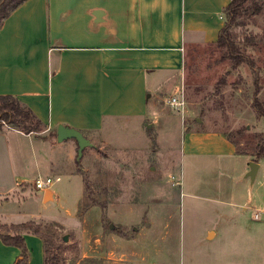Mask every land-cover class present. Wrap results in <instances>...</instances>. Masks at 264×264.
I'll list each match as a JSON object with an SVG mask.
<instances>
[{
    "label": "rangeland",
    "instance_id": "1",
    "mask_svg": "<svg viewBox=\"0 0 264 264\" xmlns=\"http://www.w3.org/2000/svg\"><path fill=\"white\" fill-rule=\"evenodd\" d=\"M238 24L235 37L256 62L260 89L250 66L235 69L230 61H219L222 52L215 44L190 46L186 113L194 107L200 122L187 115L183 121L166 102L163 126L151 117L107 123L87 136L94 146L86 147L80 159L76 152L67 170L73 174L41 170L43 179L61 176L52 186L53 199L48 189L43 201L44 190L35 186L37 172L29 173L27 188L5 208L22 220L34 216L27 223L54 239L51 263L264 264V219L253 217L254 209L264 206V158L252 180L243 179L244 157L232 174H227L231 168L206 174L208 164L199 166V161L193 173L179 150L188 123L227 131L249 153L257 134L264 133V116L252 109L255 96L264 101V12L241 17ZM245 35L257 37L258 45L246 43ZM224 75L227 85H218ZM192 173L202 197L189 193ZM230 178L240 183L238 198L232 200L225 192L221 201L205 196Z\"/></svg>",
    "mask_w": 264,
    "mask_h": 264
},
{
    "label": "crops",
    "instance_id": "2",
    "mask_svg": "<svg viewBox=\"0 0 264 264\" xmlns=\"http://www.w3.org/2000/svg\"><path fill=\"white\" fill-rule=\"evenodd\" d=\"M232 1L27 0L13 11L0 27V94L25 103L46 129L37 134L8 124L0 127V225L34 220H22L5 208L27 188L29 173L36 171V179L44 168L73 174L67 170L78 144L75 139L57 140L60 124L78 128L85 136L117 119L151 117L163 126L164 103L186 86L188 47L214 45ZM193 108L188 107L186 115L200 122ZM53 130L55 136L46 134ZM227 134L188 123L180 156L193 173L199 162L208 164L206 174L227 168L232 174L244 157L243 179L250 177L254 157L241 153ZM256 162L258 174L261 159ZM230 179L204 195L215 201L223 200V192L232 200L238 198L240 183ZM188 188L191 195L201 196L195 174ZM50 190L53 199L55 192ZM24 237L28 264H45L42 237L32 232ZM20 256L19 247L0 239V264H14Z\"/></svg>",
    "mask_w": 264,
    "mask_h": 264
},
{
    "label": "trees",
    "instance_id": "3",
    "mask_svg": "<svg viewBox=\"0 0 264 264\" xmlns=\"http://www.w3.org/2000/svg\"><path fill=\"white\" fill-rule=\"evenodd\" d=\"M25 1L27 0H0V27L3 25L5 19ZM224 11L225 26L222 28L218 40L214 43L222 52L219 61L224 62L228 60L235 69L242 64L249 65L252 69L257 89H260L259 72L255 68L256 62L243 51L239 41L235 37L233 27L239 23L241 17L264 12V0H233ZM243 38L246 43L253 46L258 45L257 37L255 36L245 35ZM218 85H227L225 75L220 78ZM253 107L259 116H264V101L260 100L258 95L253 99ZM0 120L26 133H40L46 129V125L33 110L12 95L0 94ZM2 125L0 123V127ZM237 133L242 134V131L239 130ZM50 135L55 136L56 131H50ZM227 136L229 139L234 140L231 133L227 134ZM257 136L258 140L253 153L239 149L241 153L252 155L255 161L264 158V133H259ZM235 143L237 142L235 141ZM31 225L30 223L13 224L10 227L0 225V228L5 229V232H0V239L7 245H14L21 249V256L17 258L14 264H28V248L24 237V233L26 232H32L42 237L45 244V264H54L49 261L50 246L56 245L54 239L42 233L38 227Z\"/></svg>",
    "mask_w": 264,
    "mask_h": 264
},
{
    "label": "built area",
    "instance_id": "4",
    "mask_svg": "<svg viewBox=\"0 0 264 264\" xmlns=\"http://www.w3.org/2000/svg\"><path fill=\"white\" fill-rule=\"evenodd\" d=\"M168 104L173 107L177 112H180L183 121L185 120L186 107H187V98L184 86H182L180 93L170 96L167 100ZM61 177H47L43 179L41 177L37 178L35 181V186L41 190L51 189L52 186L58 182ZM253 217L255 220L264 219V206L259 209H254Z\"/></svg>",
    "mask_w": 264,
    "mask_h": 264
},
{
    "label": "water",
    "instance_id": "5",
    "mask_svg": "<svg viewBox=\"0 0 264 264\" xmlns=\"http://www.w3.org/2000/svg\"><path fill=\"white\" fill-rule=\"evenodd\" d=\"M69 139H75L77 141V154L79 159L83 156L86 147L94 146L93 142L87 136H85V134L80 129L60 124L57 128V140L59 142H63ZM250 167L251 170L249 172V176L252 180H254L257 174L259 163L252 161L250 163ZM47 194L48 192H46V196ZM65 239L67 240V237H65Z\"/></svg>",
    "mask_w": 264,
    "mask_h": 264
}]
</instances>
